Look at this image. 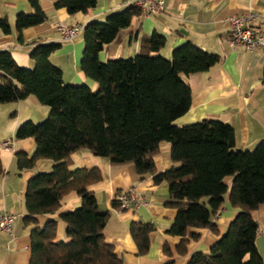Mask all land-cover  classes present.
I'll return each instance as SVG.
<instances>
[{"label":"trees","instance_id":"trees-1","mask_svg":"<svg viewBox=\"0 0 264 264\" xmlns=\"http://www.w3.org/2000/svg\"><path fill=\"white\" fill-rule=\"evenodd\" d=\"M30 3L34 12L16 17L20 43H24L25 29L47 20L39 1ZM97 3L61 0L55 7L74 15L88 13ZM141 14L131 6L85 27L81 69L97 83L95 91L64 81L62 70L50 61L59 44L36 46L31 53L33 69L19 66L10 51H0V105L35 96L50 109L43 122L26 121L15 136L17 140L33 138L36 143L33 154L15 155L20 172L34 169L41 159L55 163L51 172L36 173L29 179L24 197L25 223L54 214L71 192L81 198L78 208L60 217L67 240L56 238L58 220H49L43 228L33 230L30 264H123L105 240L110 212L99 207L96 195L87 188L101 180V173L96 169L73 170L70 158L87 149L112 165L134 164L138 175L145 177L156 174L154 156L165 141L171 144L172 159L178 165L156 175L155 182H167L169 186L167 205L178 213L168 234L182 238L180 253L187 254L185 238L190 229L218 232L216 219L228 194L231 204L241 210L210 250L194 253L188 264H264L256 244L259 226L252 218V212L264 204V142L251 151L238 149L234 128L221 120L174 125L192 105V89L181 74L207 72L220 63L221 57L189 42L174 49L170 59L165 58L160 51L166 38L155 32L142 36L140 51L133 57L106 62L99 59L119 32ZM0 30L9 35L13 27L2 19ZM3 173L0 157V175ZM228 177L233 178L231 186L225 182ZM154 229L150 223L131 224L140 255L149 251ZM189 237L198 239L199 235L190 233ZM165 252L171 255L168 248Z\"/></svg>","mask_w":264,"mask_h":264},{"label":"crops","instance_id":"crops-1","mask_svg":"<svg viewBox=\"0 0 264 264\" xmlns=\"http://www.w3.org/2000/svg\"><path fill=\"white\" fill-rule=\"evenodd\" d=\"M47 15V20L38 26L23 31L24 43L18 40L15 30L16 17L20 13L34 12L30 0H0V20L7 19L13 32L4 35L0 30V51H10L16 63L28 69L35 67L31 58L34 48L42 44H59L50 61L59 67L64 81L71 85H87L94 91L98 85L86 77L81 69L85 48L83 34L72 42L63 41L56 29L58 23L67 26H87L91 22H103L115 12L128 9L124 0H98L97 6L88 13L70 15L65 8L55 5L61 0H38ZM168 11L160 15H139L133 18L130 27L122 29L117 38L99 54L101 62L135 56L140 51L142 36L155 32L166 38V45L160 51L170 59L174 49L192 43L199 48L217 54L220 63L207 72L187 76L182 79L192 89L190 110L178 118L174 125L184 127L205 119L221 120L230 124L236 133V145L240 150H254L264 142V52L246 51L232 48L229 44V24L227 18L233 15L254 12L259 18L255 26L264 34V0H165ZM137 35V36H136ZM12 114H15L12 117ZM48 114L35 96L19 103L0 105V157L4 173L0 175V213L16 215L13 232L0 233V264H30L32 258L31 235L34 229L43 228L49 220H58L60 232L57 240H67L64 223L60 217L75 210L81 204L76 192L69 193L61 207L54 213L37 217L35 223L26 224L27 214L24 197L29 179L36 173L51 172L54 162L38 160L34 169L19 171L15 155L25 152L33 154L36 143L33 138L17 140V129L26 121L38 122ZM169 142H162L160 151L154 156L156 174L140 177L134 164L112 165L107 159L94 156L82 149L70 158L71 169L99 170L101 180L88 185L94 193L99 207L110 212L111 218L104 230L106 243L113 246L123 264H188L197 252H208L221 238L231 222L240 213L229 199V194L216 223L218 232L210 229H190L186 244L187 254L179 251L181 237L168 234L174 224L177 210L168 206L170 190L167 182L157 184L155 176L177 166L171 153ZM232 177L226 179L231 186ZM135 190L141 204L130 210H120L116 206L118 192ZM118 204V203H117ZM252 218L259 226L256 239L258 251L264 261V204L252 212ZM150 223L155 229L150 234V249L139 254V249L131 235L132 223ZM199 235L198 239L189 237ZM168 248L171 255L166 254Z\"/></svg>","mask_w":264,"mask_h":264},{"label":"built area","instance_id":"built-area-1","mask_svg":"<svg viewBox=\"0 0 264 264\" xmlns=\"http://www.w3.org/2000/svg\"><path fill=\"white\" fill-rule=\"evenodd\" d=\"M126 6H133L139 9L143 15L152 16L164 14L168 11L165 0H124ZM258 14L254 12L233 15L227 18L229 24V44L232 48H243L246 51L261 50L264 52V34L255 26L258 21ZM63 41L72 42L79 38L85 26H67L62 23L56 25ZM115 201L120 210H130L141 204L140 197L135 190L118 192ZM16 215L10 212L0 213V233L13 232Z\"/></svg>","mask_w":264,"mask_h":264},{"label":"rangeland","instance_id":"rangeland-1","mask_svg":"<svg viewBox=\"0 0 264 264\" xmlns=\"http://www.w3.org/2000/svg\"><path fill=\"white\" fill-rule=\"evenodd\" d=\"M131 57V56H130ZM129 57L128 56H125V57H122V59H128ZM48 108V114H47V116L44 118V119H42V120H40V121H38V122H36V123H41V122H43L47 117H48V115H49V112H50V109H49V107H47ZM35 123V122H34ZM65 226V225H64ZM60 230V226H58L57 227V237H58V232H60L59 231ZM66 231V226L64 227V232ZM64 236H66V233H64ZM56 237V238H57ZM66 238H67V236H66ZM61 241H63V240H61Z\"/></svg>","mask_w":264,"mask_h":264}]
</instances>
